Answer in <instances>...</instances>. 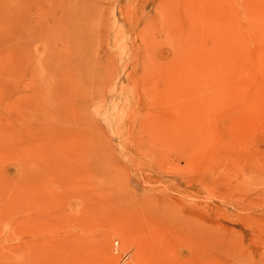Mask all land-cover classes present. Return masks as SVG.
<instances>
[{"label": "rangeland", "instance_id": "374dc122", "mask_svg": "<svg viewBox=\"0 0 264 264\" xmlns=\"http://www.w3.org/2000/svg\"><path fill=\"white\" fill-rule=\"evenodd\" d=\"M0 264H264V0H0Z\"/></svg>", "mask_w": 264, "mask_h": 264}]
</instances>
